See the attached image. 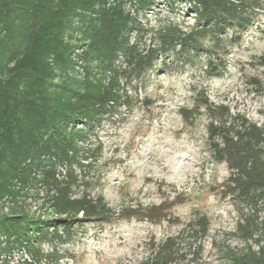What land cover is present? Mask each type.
I'll return each mask as SVG.
<instances>
[{"label":"trees","instance_id":"16d2710c","mask_svg":"<svg viewBox=\"0 0 264 264\" xmlns=\"http://www.w3.org/2000/svg\"><path fill=\"white\" fill-rule=\"evenodd\" d=\"M158 1L0 0V203H15L0 212V264H14L16 253L26 256L18 263L65 264L86 224H158L184 202L176 195L115 211L93 196L91 174L103 150L92 144L96 130L125 121L124 110L136 103L130 89L159 70L222 77L232 48L260 29L264 0H163L172 11L185 4L194 24L183 31L169 23L146 45L137 16ZM259 64L264 68V54ZM249 81L261 91L258 78ZM181 115L189 123L208 120L205 150L229 169L221 195L247 210L237 225L244 248L228 251V264H264V124L212 102L204 90ZM32 193H43L41 213L18 207ZM210 226L194 211L177 236L152 243L139 264H192Z\"/></svg>","mask_w":264,"mask_h":264},{"label":"rangeland","instance_id":"374dc122","mask_svg":"<svg viewBox=\"0 0 264 264\" xmlns=\"http://www.w3.org/2000/svg\"><path fill=\"white\" fill-rule=\"evenodd\" d=\"M137 18L146 45L154 43L155 32L169 23L189 31L195 21L185 4L172 11L163 0ZM260 23V29L249 30L232 48L222 77L207 79L198 69L159 70L148 76L144 87L130 89L136 103L132 110H124L125 121H105L97 128L92 144L100 142L103 150L91 174L93 196L101 194L115 211L139 204L158 205L176 195L184 202L171 212V220L158 224L134 218L114 225L86 224L69 246L74 259L63 263L139 264L152 243L177 236L194 211L206 214L211 226L203 251L192 264H228V251L244 248L237 225L247 210L221 195L229 169L226 164L213 163L205 150L208 120L202 116L192 124L186 122L181 109L193 107L196 93L204 90L212 102L264 124V68L259 64L264 54V11ZM250 77L261 81V91L250 84ZM145 99L151 103L148 107L141 103ZM42 197L43 193H32L18 207L30 214L41 213ZM14 204L0 203V212L10 213ZM24 258L16 253L13 263L23 264Z\"/></svg>","mask_w":264,"mask_h":264}]
</instances>
